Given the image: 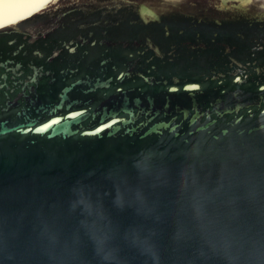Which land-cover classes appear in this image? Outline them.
I'll return each instance as SVG.
<instances>
[{"label": "water", "instance_id": "1", "mask_svg": "<svg viewBox=\"0 0 264 264\" xmlns=\"http://www.w3.org/2000/svg\"><path fill=\"white\" fill-rule=\"evenodd\" d=\"M0 264H264V0H0Z\"/></svg>", "mask_w": 264, "mask_h": 264}, {"label": "snow or ice", "instance_id": "2", "mask_svg": "<svg viewBox=\"0 0 264 264\" xmlns=\"http://www.w3.org/2000/svg\"><path fill=\"white\" fill-rule=\"evenodd\" d=\"M56 123V121H53V124H55ZM116 123V121L115 120H113V124H115ZM105 127H108V125H105Z\"/></svg>", "mask_w": 264, "mask_h": 264}]
</instances>
